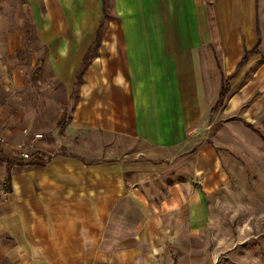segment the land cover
Here are the masks:
<instances>
[{"label": "crops", "instance_id": "obj_1", "mask_svg": "<svg viewBox=\"0 0 264 264\" xmlns=\"http://www.w3.org/2000/svg\"><path fill=\"white\" fill-rule=\"evenodd\" d=\"M26 1L43 57L37 83L60 86L70 117L35 126L32 165L10 169L26 207L11 219L12 241L32 264H169L193 253L225 183L221 150L254 136L264 112V0ZM21 32L1 40L2 60L22 49ZM11 75L3 91L14 95L28 80Z\"/></svg>", "mask_w": 264, "mask_h": 264}, {"label": "rangeland", "instance_id": "obj_2", "mask_svg": "<svg viewBox=\"0 0 264 264\" xmlns=\"http://www.w3.org/2000/svg\"><path fill=\"white\" fill-rule=\"evenodd\" d=\"M11 31H22V49L6 61L0 57V264H32L27 251L18 250L12 241L11 219L26 213V207L18 202L7 171L32 165L29 135L35 126L51 131L68 121L70 113L62 111L66 98L58 84L37 83L43 79L44 68L38 66L43 57L37 55L26 0H0V51L1 40ZM16 73L28 80L27 85L14 95L5 93L4 80ZM252 128L254 136H243L241 144L221 150L226 177L210 198V227L190 243L193 253L176 254L169 264H264V112ZM117 142L125 148L146 149ZM24 153L29 159L23 158Z\"/></svg>", "mask_w": 264, "mask_h": 264}, {"label": "trees", "instance_id": "obj_3", "mask_svg": "<svg viewBox=\"0 0 264 264\" xmlns=\"http://www.w3.org/2000/svg\"><path fill=\"white\" fill-rule=\"evenodd\" d=\"M101 29L99 30L98 32V37H97V40H96V43L99 44L100 43V40H101ZM257 51V50H255ZM89 58H90V55L88 54V56L86 57L85 61H84V65H87L88 64V61H89ZM246 62V57H244V59L242 60L241 64H240V67ZM80 81V77H78V82ZM229 91V86H228V82H224L223 86H222V89H221V92H220V96H219V100L217 102V104L215 105V107L212 109V115L215 114L218 109L222 106L223 102H224V99L226 97V94L228 93ZM253 129V128H252ZM254 130V129H253ZM1 154V152H0ZM43 159L41 156L39 155H36L35 158H34V162L35 163H39V164H42L43 163ZM7 175H8V181H10V170L8 169L7 171Z\"/></svg>", "mask_w": 264, "mask_h": 264}, {"label": "built area", "instance_id": "obj_4", "mask_svg": "<svg viewBox=\"0 0 264 264\" xmlns=\"http://www.w3.org/2000/svg\"><path fill=\"white\" fill-rule=\"evenodd\" d=\"M40 138H42L41 135H34L33 141H36V140H38ZM33 143L34 142L31 143L30 147H33ZM22 156H23L24 159H29L30 155L28 153H24Z\"/></svg>", "mask_w": 264, "mask_h": 264}]
</instances>
